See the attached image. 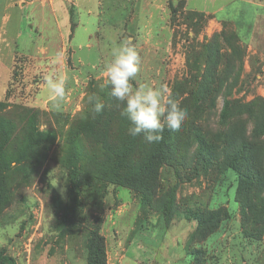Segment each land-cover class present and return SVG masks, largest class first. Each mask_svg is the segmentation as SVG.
<instances>
[{
	"label": "rangeland",
	"instance_id": "rangeland-1",
	"mask_svg": "<svg viewBox=\"0 0 264 264\" xmlns=\"http://www.w3.org/2000/svg\"><path fill=\"white\" fill-rule=\"evenodd\" d=\"M229 3L227 11L214 14ZM69 11L76 24L79 15L75 42L82 47L61 54L57 59L62 62L55 64L44 56L47 54L15 55L12 73L17 71V77H12L8 96L0 99L13 112L4 115L12 123V142L7 143L5 156L13 163L0 180V252L15 264H88L86 229H78L76 222L67 219L72 205L67 160L73 147L71 136L75 154L87 158L92 140L77 133L78 124L90 112V96L104 102L101 93L110 86L105 85L102 70L113 43L130 38L140 57L137 81L167 87L172 97L182 96L185 86L176 88L177 84L191 81L205 64L200 58L204 46L219 43L230 58L223 89L213 97V106L207 105L198 114L203 115L196 124L204 132L215 135L219 131L218 115L225 95L232 101L264 98V29L253 28L251 37L250 31L241 28L239 10L232 0H73ZM227 16L238 25V31L233 21H218ZM52 29L54 21L47 30ZM225 30L236 33L237 44L233 39L223 41ZM230 44L236 45V51ZM25 46L22 43L20 49L31 48ZM49 71L65 77L66 94L59 107L53 101L42 102L48 99L47 89L41 85ZM5 85L2 77L0 96ZM163 171L172 183L179 184L178 201L187 199L190 205L197 201L210 209L224 206L232 215L221 232L194 246L208 254L205 259L199 257L201 264H242V260L264 264V242L237 239L240 216L234 171L227 170L216 182L213 176L187 180L185 172L177 178L170 168ZM109 191L100 225L108 261L120 264V258L127 255L121 264H179L186 251L181 235L187 238L195 223L176 217L167 226L155 211L143 214L135 193L114 186ZM88 194L95 196L93 191ZM211 242H222L221 249Z\"/></svg>",
	"mask_w": 264,
	"mask_h": 264
},
{
	"label": "trees",
	"instance_id": "trees-1",
	"mask_svg": "<svg viewBox=\"0 0 264 264\" xmlns=\"http://www.w3.org/2000/svg\"><path fill=\"white\" fill-rule=\"evenodd\" d=\"M71 18L72 28H75V19ZM223 35L226 43H231L230 39L235 44L239 41L234 32L230 34L225 30ZM230 48L236 51V45L232 44ZM200 58L205 64L197 70L198 75L189 82L177 84L176 88L185 86L184 96L173 97L188 111L187 119L178 130L166 128L160 142L148 143L143 134L137 137L129 134L130 122L121 115L124 105L111 96L109 87L101 93L104 109L95 113L92 104L85 120L78 124L77 133L92 140L86 160L75 154L71 136L73 147L67 160V175L72 205L67 219L74 225L76 222L78 229H86L88 264H108L106 241L100 234V225L110 186L135 193L143 214L155 211L167 226L176 217L195 223L196 227L189 235L191 259L188 264H201L199 257L206 258L207 252L194 246L221 232L232 215L224 206L210 209L200 206L197 201L194 205L187 199L178 201L179 184L177 181L172 183L164 175L165 167L177 178L184 177L182 172H185L187 180L205 175L213 176L215 182L227 170L234 171L237 176L235 202L240 216L237 239L242 243L264 242V98L257 96L249 101H232L225 95L218 115L219 131L215 135L204 132L201 125L196 124L203 115L198 114L207 105L211 108L213 97L223 89L230 56L222 52L219 43H214L204 46ZM17 74L13 71V80ZM7 93L8 90L6 97ZM5 105V102L0 103V180L13 163L5 156L7 143L12 142L9 138L12 123L5 116L13 113ZM0 191H3L1 185ZM91 191L95 196L88 194ZM213 258L217 260L215 256ZM0 264L15 262L0 252Z\"/></svg>",
	"mask_w": 264,
	"mask_h": 264
},
{
	"label": "crops",
	"instance_id": "crops-1",
	"mask_svg": "<svg viewBox=\"0 0 264 264\" xmlns=\"http://www.w3.org/2000/svg\"><path fill=\"white\" fill-rule=\"evenodd\" d=\"M72 1L73 0H0V80L2 77H5L6 82L5 87L2 89L0 99L5 96L12 81V66L15 55L20 54L31 58L34 57L32 55L34 53L47 54L44 56L55 64L56 62H62V59H57L61 54L75 53V48L80 49L82 47V43L77 44L75 42L76 29L78 28L80 19L79 15L76 16L77 24L75 28H72V16L69 11V5ZM233 3H235L239 10L237 14L241 20L240 27L250 31L251 37L254 35V29H264V0H232V5ZM230 4L231 3L225 4L215 11L214 14L216 15V13L227 11ZM27 9H29L28 17L25 15ZM27 19L30 20L28 24L26 23ZM223 20H231V17H222L218 21ZM52 21H54L55 29L49 31L47 30L49 28V22ZM235 25L238 31V25L236 23ZM24 36L26 37L25 41L21 40ZM39 41L42 46L38 43ZM22 43L26 45L25 47L30 46L31 48L21 50L20 45ZM87 46H89V44H86V47ZM49 72V75L44 74V76L47 77L55 74V72ZM69 74H71V72H69ZM75 82H77V80H75ZM41 86L46 87L45 82ZM42 102L44 105L52 103L49 98ZM192 225L190 233L195 228L194 224ZM189 234L187 238L181 235L183 236L182 241L185 240V243H183L185 244L184 250L186 251L185 257L179 260V264H188L190 262L191 258L187 254ZM224 241H227V239L222 242ZM222 242L217 244L211 242V245H220L219 248L216 247L221 249ZM231 243H234V240H232ZM126 257L127 255L120 258V264ZM245 263L246 261L242 260V264ZM108 264H111L110 259Z\"/></svg>",
	"mask_w": 264,
	"mask_h": 264
},
{
	"label": "clouds",
	"instance_id": "clouds-1",
	"mask_svg": "<svg viewBox=\"0 0 264 264\" xmlns=\"http://www.w3.org/2000/svg\"><path fill=\"white\" fill-rule=\"evenodd\" d=\"M139 71L140 57L134 42L129 38L113 43L102 70L105 85L110 86L111 96L124 105L121 115L130 122L129 134L133 137L143 134L148 143L160 142L165 129H180L188 114L167 87L138 82ZM45 84L48 98L59 107L66 94L64 75L47 76ZM89 103L95 113L105 107L95 96L89 97Z\"/></svg>",
	"mask_w": 264,
	"mask_h": 264
}]
</instances>
